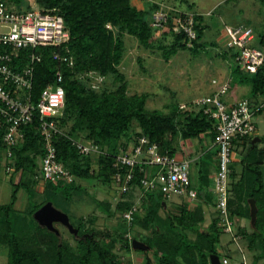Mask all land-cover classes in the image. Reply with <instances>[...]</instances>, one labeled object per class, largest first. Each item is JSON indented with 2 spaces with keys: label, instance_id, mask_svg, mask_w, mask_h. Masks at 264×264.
<instances>
[{
  "label": "trees",
  "instance_id": "obj_1",
  "mask_svg": "<svg viewBox=\"0 0 264 264\" xmlns=\"http://www.w3.org/2000/svg\"><path fill=\"white\" fill-rule=\"evenodd\" d=\"M2 1L20 11L31 8L26 0ZM259 2L264 8V0ZM34 3L42 10H55L63 18L70 35L66 46L68 56L73 60L72 65L54 61L51 48L37 50L41 54V61L34 67L31 95L33 101H36L39 93L53 83L56 71L62 72L63 80L60 84L65 90V99L57 122L64 134L56 135L53 143L57 162L74 179L70 182L62 179L45 181L39 192L37 185L40 181L36 175L39 173L38 160L42 158L44 142L36 119L30 125L20 127L23 136L8 158L12 161L9 164L12 172L19 173L20 180L18 183L10 181L13 186L11 200L0 204V247L6 250V264H131L123 261L116 249L126 253L133 250L131 242L134 239L129 238L128 234L134 225L149 232L140 239L149 248L141 251L144 255L143 264H210L209 257L218 255L220 237L224 233L209 170L212 164L217 168V151L213 154L209 151L203 153L209 157V161L198 158L201 162L197 172L199 182L197 185L192 183L198 203L193 207L184 202L177 205L176 213H172L167 211V199L161 193H144L140 199L143 215L136 208L130 224L122 217V230L88 228L82 218L76 221L72 216V221L67 214L72 226L78 230V235L85 236V239L78 241L67 231L75 242L74 249L63 235L59 243L54 233L40 227L33 219L34 212L47 202L65 214L69 212L73 199L87 194L86 187L79 181L97 180L101 184L111 185L112 175L116 172L114 159L120 153L119 148L126 147L122 140L136 143L138 138L147 137L151 143L158 145L161 154L170 155H175L179 138L188 141L207 136L213 144L216 134L214 120L202 111L182 110L178 104H168L166 111L149 110L146 106L149 95L128 94L127 83L118 70L126 51L125 36L136 39L144 48H152L154 35L161 31L163 39H170L169 43L158 46L165 61L179 51L199 55L208 48H217L215 39L203 40L205 32L210 29L209 25L204 24L203 15H194L196 38L190 40L175 23L177 17L184 21V11L170 15L162 27L154 28L151 25V15L159 9L154 3H148L146 9L137 8L131 0H34ZM245 25L250 26L248 22ZM253 45L264 49V22L262 31L255 34ZM224 48L220 56H229L233 62L230 87L232 84L246 86L249 89V101L256 106L262 104L257 114L264 113V67L254 74L246 73L235 62L232 50L226 45ZM92 73L102 77L113 75L119 86L111 91H96L90 87L87 79L85 83L79 78ZM134 122L139 131L131 136ZM67 126L69 129L65 128ZM3 134L4 129L0 127V149L6 152ZM255 137L254 133L233 142L234 156L239 152V169L233 160L229 174L228 211L231 220L250 221L248 200H255V225L250 231L246 228L236 229V235L244 239L247 251L253 253L254 261L261 260L264 264V184L261 170L264 148L259 147V144L264 145V137H259L260 142L251 146ZM72 139L92 142L105 154H81L72 144ZM93 156L96 157L94 161ZM28 173H31V178H27ZM134 175L132 186H138L143 173L135 168ZM20 189L25 192L28 200L26 211H18L14 207ZM130 193L119 196L128 197ZM97 204L110 211V203L107 201H99ZM132 206L129 201H119L115 209L123 215ZM204 206L215 210L214 218L206 228H202L205 222ZM162 210L166 211L164 216L160 215ZM190 235L195 237L190 238Z\"/></svg>",
  "mask_w": 264,
  "mask_h": 264
},
{
  "label": "built area",
  "instance_id": "obj_2",
  "mask_svg": "<svg viewBox=\"0 0 264 264\" xmlns=\"http://www.w3.org/2000/svg\"><path fill=\"white\" fill-rule=\"evenodd\" d=\"M54 11L33 7L20 11L0 0V28L5 29L0 30V127L4 129L6 157L10 158L12 150L18 146L23 136L20 127L28 126L36 119L44 142L36 179L44 182L57 179L70 182L74 178L57 162L53 143L56 135L64 134L57 122L62 114L65 99V90L60 84L63 80L62 72L56 71L53 83L39 93L36 101H33L31 95L34 67L41 61L38 49H53L52 59L59 64L73 63L66 46L70 41L69 32L64 26L63 18ZM183 14L184 21L177 17L175 23L179 30L184 31L186 36L193 40L196 38L195 14ZM169 16L160 8L152 13L151 25L154 28L162 27ZM225 30L226 46L232 50L235 62L243 71L254 74L264 67V49L253 45L255 35L250 26L226 25ZM79 78L87 79L94 90H98L103 81L102 76L95 73ZM229 82L213 79L211 84L214 90L210 94L193 100L190 105L182 104L180 108L186 111H202L215 121L213 147L217 151L218 164L212 176V191L220 225L224 232L230 233L234 240H238L240 237L236 235V227L228 211L230 165L234 160L233 142L252 136L256 132L253 118L262 104L253 105L247 98L227 104L224 97L229 92ZM72 144L84 155L105 154L99 146L89 141L72 139ZM113 167L116 172L112 175V180L119 195L136 188L141 196L144 193H161L166 199L176 195L189 201H194L197 197L196 190L192 188L189 161L180 160L175 155L161 154L158 145L151 143L147 137L138 138L129 150L120 151L114 159ZM135 168L143 173L138 186H132ZM149 168H156L157 172L151 175ZM10 171L12 167L8 165L6 172ZM135 209L133 205L122 215L129 224ZM219 260L220 264H232L228 257L223 256ZM240 264H248L245 257Z\"/></svg>",
  "mask_w": 264,
  "mask_h": 264
},
{
  "label": "rangeland",
  "instance_id": "obj_3",
  "mask_svg": "<svg viewBox=\"0 0 264 264\" xmlns=\"http://www.w3.org/2000/svg\"><path fill=\"white\" fill-rule=\"evenodd\" d=\"M134 2L142 3V9L148 8V3H156V7L166 11L169 15H175L177 12L184 11L194 14H201L204 17V24L209 25L210 29L205 32L204 41H212L215 39L218 43L217 48H208L205 52L199 55H193L187 51H179L177 55L165 61L162 57V52L158 46L170 42V39H163L161 31L154 35L153 47L144 48L140 46L138 41L130 36H125V55L121 64L118 67L120 74L123 75L127 83L128 94L147 93L149 98L147 100V108L149 110L166 111L165 107L168 104H182L188 105L191 101L202 98L210 94L211 89L214 87L211 82L213 79L219 81H230L233 62L229 56L225 58L220 56L225 50L227 42V34L225 26H236L248 22L254 31V35L262 31V24L264 22V8L259 0H133ZM26 4L34 9H38L34 0H26ZM139 4V3H138ZM1 31L5 30L0 28ZM163 31V30H162ZM167 31L166 29L164 30ZM256 31V32H255ZM103 81L99 85V90H115L119 83L116 81L115 76L107 75L102 77ZM91 81V79H89ZM82 81L85 82L84 79ZM87 83V82H85ZM91 87V85H90ZM230 96L235 99H250L249 89L246 86L232 84L228 92L227 100ZM253 123L256 127L255 135L257 137H264V113L257 114L253 118ZM69 129V126L65 127ZM64 128V129H65ZM133 134L138 132L136 123L132 124ZM207 136H202L200 139L184 141L178 139L175 149V156L180 159H186L190 163V179L194 185L198 184L197 172L201 166L200 159L208 160V156L204 155L206 150V143L209 141ZM129 141V140H128ZM122 140L126 147H120V151H127L133 145V142ZM128 142V143H127ZM201 146L204 147L203 152ZM260 148L264 145L259 144ZM101 149V148H100ZM216 148L210 154H213ZM240 151V150H239ZM96 155V154H94ZM239 152L234 156V164L239 169L238 161ZM200 157V159H198ZM95 156L92 160L94 161ZM197 160V161H195ZM209 161V160H208ZM11 160L6 157L5 149H0V204L9 203L13 192V186L10 182L18 183L20 174L10 171L6 172L7 166L11 164ZM40 160H38V165ZM97 169L96 165L93 166ZM211 175L216 171L215 165L209 166ZM263 173L264 184V164L261 165ZM96 171V170H95ZM156 168H149V173L155 174ZM31 178V173L26 175ZM44 181L38 182L37 189L42 191ZM79 183L86 187L87 194L80 197H75L69 207V212L66 214L72 216L74 219H83L88 228L95 230H122V213L115 209L119 201H129L135 205L140 215H143L142 208L140 207L141 193L138 189L134 188L130 192V196H119L115 185L101 184L97 180L79 181ZM110 203V211L105 208L99 207L97 202ZM188 203L193 207L198 203L197 199L189 201L186 198L176 195L167 198L168 209L167 211L176 213L178 211L177 205L181 203ZM28 200L25 192L20 189L17 192V200L15 209L18 211H26ZM205 222L202 228H206L210 221L214 218L215 210L213 207L204 206ZM166 211H160V215L164 216ZM92 222H88V221ZM73 221V218H72ZM234 226L236 229L251 230L250 221L247 219H234ZM61 235L68 241L74 249L75 242L70 237L67 230L62 225H57ZM149 234L148 231L143 230L140 226L134 225L129 231V238L140 241L142 237ZM190 235V238H194ZM143 252V251H142ZM117 255L123 261H129L131 264H143L144 255L141 251L132 250L126 253L122 250L116 249ZM228 256L232 264H240L245 257L248 264H263L261 260L255 262L253 253L246 249V242L244 239L234 240L230 233L224 232L220 237V244L218 247L219 258ZM151 257V255H148ZM7 256L4 247H0V264H6Z\"/></svg>",
  "mask_w": 264,
  "mask_h": 264
},
{
  "label": "water",
  "instance_id": "obj_4",
  "mask_svg": "<svg viewBox=\"0 0 264 264\" xmlns=\"http://www.w3.org/2000/svg\"><path fill=\"white\" fill-rule=\"evenodd\" d=\"M260 142L259 137H255L251 146ZM250 208V225L253 227L257 218V206L256 202L253 199L248 200ZM33 219L38 223L42 228H46L49 232L54 233L58 239L59 243L62 242V235L56 225H62L73 237L75 240L85 239V236H79L78 230L75 229L69 221V217L64 212L56 209L51 202L45 203L33 214ZM132 249L138 251H147L149 248L143 242L138 240H132L131 242ZM210 264H220L218 255H211L209 257Z\"/></svg>",
  "mask_w": 264,
  "mask_h": 264
},
{
  "label": "crops",
  "instance_id": "obj_5",
  "mask_svg": "<svg viewBox=\"0 0 264 264\" xmlns=\"http://www.w3.org/2000/svg\"><path fill=\"white\" fill-rule=\"evenodd\" d=\"M151 1H152V0H151ZM131 3H132V5L136 6L137 8L142 9V6H141L142 3H140V2H134L133 0H131ZM138 3H139V4H138ZM154 4H156V3H154ZM213 90H214V89L212 88L211 91H210V93H211ZM227 96H228V93H227V95L224 97V101H225L227 104H231V103H233V102H235V101L238 100V99H235V97L230 96V95H229L230 98H228L227 100H225V98H226ZM208 138H209V137H208ZM208 140H209V141L206 143L207 148H206V150H204V152H205V151H209L208 153H211V151L213 150V144H212V141H211L210 138H209ZM201 148H202V152H203L204 147L201 146ZM213 159H214V161H216L215 156H214ZM195 161H197V160H195ZM197 175H198V174H197ZM192 183H193V182H192Z\"/></svg>",
  "mask_w": 264,
  "mask_h": 264
}]
</instances>
